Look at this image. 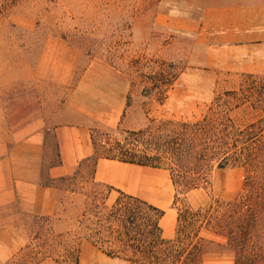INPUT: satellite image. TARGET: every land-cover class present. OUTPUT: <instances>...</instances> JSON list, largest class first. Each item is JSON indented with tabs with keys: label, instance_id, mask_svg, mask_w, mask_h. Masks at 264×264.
Returning a JSON list of instances; mask_svg holds the SVG:
<instances>
[{
	"label": "crops",
	"instance_id": "0c3cea01",
	"mask_svg": "<svg viewBox=\"0 0 264 264\" xmlns=\"http://www.w3.org/2000/svg\"><path fill=\"white\" fill-rule=\"evenodd\" d=\"M146 1L133 12L132 31L162 60L184 65L158 106L192 112L236 76L264 74V0ZM37 27L33 16L24 25L0 14V263L120 264L64 222L53 234L38 220L60 213L66 185L59 182L99 155V130L143 128L129 103L134 79L108 60H85L57 36L32 58L17 31L33 37ZM93 178L163 209L164 237L177 236L168 169L99 157Z\"/></svg>",
	"mask_w": 264,
	"mask_h": 264
},
{
	"label": "rangeland",
	"instance_id": "374dc122",
	"mask_svg": "<svg viewBox=\"0 0 264 264\" xmlns=\"http://www.w3.org/2000/svg\"><path fill=\"white\" fill-rule=\"evenodd\" d=\"M145 4L148 1L0 0V14L14 13L15 20L24 25L27 17L33 16L37 21L33 37L17 31L27 53L34 59L44 39L51 35L80 48L85 60L101 58L129 72L134 79L129 103L146 121L138 130L124 127L99 130L97 153L105 157L129 150L137 156L148 154L151 158H159L153 161L172 167L179 181L178 213L187 206L195 209L212 202V215L217 224L229 209L225 204L237 200L251 202L254 198L249 200L250 193L254 186L259 187L254 181L259 169L251 166L248 158L257 147L264 145V74L236 76L230 83L221 84L213 98L192 112L176 113L167 104L158 106V101L166 103L169 90L184 65L162 60L149 50L142 34L132 31L133 12H139ZM191 142L194 144L193 160H202L204 170H199L202 178L198 184L202 187L185 194L184 180L178 175L180 168L168 154L172 145ZM225 157L229 158L228 165L218 168L219 161ZM93 164H83L77 180V185L85 191L93 186ZM101 191L106 194L107 188L101 187ZM116 195L114 192L108 202L111 203ZM67 196L60 211L63 218L68 217L65 208L71 202L81 208L86 200L83 194ZM215 230L216 233L202 231L206 238L203 264H236V253L230 249L227 238L218 233L227 229L217 225ZM254 252L260 255L259 264H264V244ZM120 264L128 263L121 259Z\"/></svg>",
	"mask_w": 264,
	"mask_h": 264
},
{
	"label": "trees",
	"instance_id": "16d2710c",
	"mask_svg": "<svg viewBox=\"0 0 264 264\" xmlns=\"http://www.w3.org/2000/svg\"><path fill=\"white\" fill-rule=\"evenodd\" d=\"M224 129L223 126V131ZM132 134L136 135V132L132 131ZM172 146L168 155H171L175 165L180 168L178 175L184 180L183 193L201 188L198 180L202 178V173L199 170L204 169L202 160H193V142ZM99 157L102 156L97 155L83 164L93 162L95 166ZM105 157L168 169L177 186L178 200L179 181L173 172L174 169L153 161L159 158H151L148 154L137 156L129 150L121 152V155ZM248 161L251 166L259 169L256 171L259 175L254 178L259 187L254 186L253 189V184L250 186L253 192L250 193L249 200H254H237L225 204L229 209L222 214L217 224L214 223L212 215V202L195 209L184 207L180 209L177 236L173 239H167L163 235V209L139 197L102 185L94 181V178L91 190L85 191L77 185L79 172L59 183L66 185L64 192L67 195L86 196L83 206L78 208L71 202L65 208L68 213L66 219L62 220L60 213H57L55 216L38 220V223L42 228H46L47 233L54 234L60 231L58 227L64 222L68 233L93 240L106 254L125 260L128 264H203L206 238L203 237L202 231L216 233L215 227L218 225L227 229L218 233L227 238V244L236 253V264H259L260 255L254 251L264 244V145L257 147L256 151L249 155ZM228 163L229 158L225 157L219 161L218 168L222 169ZM101 187L107 188L106 194L101 191ZM114 192L117 195L109 203L108 200ZM67 195L61 199L63 204L65 198L68 199Z\"/></svg>",
	"mask_w": 264,
	"mask_h": 264
}]
</instances>
